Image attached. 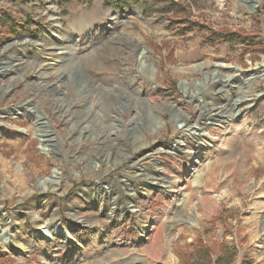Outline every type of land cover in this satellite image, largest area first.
<instances>
[{"label": "rangeland", "instance_id": "obj_1", "mask_svg": "<svg viewBox=\"0 0 264 264\" xmlns=\"http://www.w3.org/2000/svg\"><path fill=\"white\" fill-rule=\"evenodd\" d=\"M254 72L264 0H0V264H264Z\"/></svg>", "mask_w": 264, "mask_h": 264}, {"label": "bare ground", "instance_id": "obj_2", "mask_svg": "<svg viewBox=\"0 0 264 264\" xmlns=\"http://www.w3.org/2000/svg\"><path fill=\"white\" fill-rule=\"evenodd\" d=\"M51 53V52H49ZM58 52H54V59H58L59 55H56ZM56 60L54 62H56ZM264 73H259L256 76H262ZM176 127L179 129V133L174 139V143H171V147H175L177 144L182 142V138L184 134H191V135H208V132L197 126V123H194L193 125H186L183 123V121H179L176 124ZM58 217V216H57ZM11 218V217H10ZM2 219V218H1ZM34 225L39 226L38 228V238H43L46 240L56 241L57 238L62 237L65 239V242H78L72 234L67 232L66 225L60 221L59 218L55 217V214H49L48 222L44 223L43 226L41 225V219H37L33 221ZM43 227V229H41ZM18 230L14 229V226L11 224V220L2 219V222H0V241L1 243L11 249L20 248L22 245V242H19V240H16V233ZM34 233V232H33ZM14 251V250H13Z\"/></svg>", "mask_w": 264, "mask_h": 264}, {"label": "trees", "instance_id": "obj_3", "mask_svg": "<svg viewBox=\"0 0 264 264\" xmlns=\"http://www.w3.org/2000/svg\"><path fill=\"white\" fill-rule=\"evenodd\" d=\"M172 4H175L177 2L171 1ZM143 8H144V2ZM209 40L212 41H227V40H239L240 38L234 33V32H220V31H210L209 32Z\"/></svg>", "mask_w": 264, "mask_h": 264}, {"label": "water", "instance_id": "obj_4", "mask_svg": "<svg viewBox=\"0 0 264 264\" xmlns=\"http://www.w3.org/2000/svg\"><path fill=\"white\" fill-rule=\"evenodd\" d=\"M251 3V5H255V3L253 2V1H251L250 2ZM257 75V72H254V73H252L251 75H249L248 77H246V79L245 80H250L251 78H253V77H255ZM235 79V78H234ZM236 79H239L240 81H243L244 82V79H242V78H237L236 77ZM257 94H259V92H257ZM197 126H199V127H201V125L199 124V123H197Z\"/></svg>", "mask_w": 264, "mask_h": 264}]
</instances>
